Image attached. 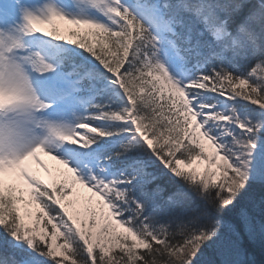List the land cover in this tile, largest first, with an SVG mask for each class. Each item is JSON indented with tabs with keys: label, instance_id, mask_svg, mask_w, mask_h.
Instances as JSON below:
<instances>
[{
	"label": "snow or ice",
	"instance_id": "snow-or-ice-1",
	"mask_svg": "<svg viewBox=\"0 0 264 264\" xmlns=\"http://www.w3.org/2000/svg\"><path fill=\"white\" fill-rule=\"evenodd\" d=\"M0 264H264V0H0Z\"/></svg>",
	"mask_w": 264,
	"mask_h": 264
},
{
	"label": "rangeland",
	"instance_id": "rangeland-1",
	"mask_svg": "<svg viewBox=\"0 0 264 264\" xmlns=\"http://www.w3.org/2000/svg\"><path fill=\"white\" fill-rule=\"evenodd\" d=\"M58 23H60V22H58ZM60 26H61L62 28L64 27V25H63L62 23H60ZM47 159H48V161H46V162L49 164L50 167H53V168H55V167H60L59 165L56 164L55 161H52L49 157H47ZM201 170H202V166H201ZM40 172H41V175L43 176V171L40 170ZM81 192L86 193L87 190H86V189H81ZM30 211L35 212V209L32 208V209H30Z\"/></svg>",
	"mask_w": 264,
	"mask_h": 264
},
{
	"label": "bare ground",
	"instance_id": "bare-ground-1",
	"mask_svg": "<svg viewBox=\"0 0 264 264\" xmlns=\"http://www.w3.org/2000/svg\"><path fill=\"white\" fill-rule=\"evenodd\" d=\"M44 177L46 178L47 177V174H44Z\"/></svg>",
	"mask_w": 264,
	"mask_h": 264
}]
</instances>
